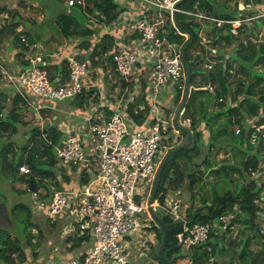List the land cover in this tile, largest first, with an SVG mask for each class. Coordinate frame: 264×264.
<instances>
[{
	"label": "built area",
	"instance_id": "1",
	"mask_svg": "<svg viewBox=\"0 0 264 264\" xmlns=\"http://www.w3.org/2000/svg\"><path fill=\"white\" fill-rule=\"evenodd\" d=\"M61 1L69 12L73 8L85 11L92 0ZM117 1L119 7H124V12L110 25H102L95 17L87 15L92 26L99 25L97 37L113 36L112 30L118 31V28L123 31L120 36H114L115 49L110 52L111 56L101 54L86 59L87 52L79 47L70 53L58 51L48 55L50 58L68 59L69 78L65 82L49 80L47 72L42 69L45 63L41 54H36L35 59L29 58L30 66L22 70H11L0 59V80L37 112L39 109L35 102L74 101L83 97L86 91L92 92L82 110L85 115L81 113L83 121L66 123L58 128L62 137L60 143L54 145L55 157L61 165L75 168L79 174L83 171L90 181L82 185L79 192L54 189L48 203L39 195L32 197V201L36 200L32 210L45 214L50 222L67 215L69 223L63 230L64 237L89 238L92 245L69 261L50 260L48 264H128V239L151 222L147 198L152 188L151 181L163 155L179 144L181 133L174 127L173 118L164 109L158 95L166 86L174 90L185 89L181 47L167 40L166 24L170 23L174 33L184 37V41L189 37L175 21L178 14L188 21L213 23L217 28L230 25L233 35H237V30L243 25L251 27L253 22L264 28V10L251 2L239 9L246 14L223 20L200 11L181 9L178 4L183 0ZM133 35H136L134 39ZM206 51L212 58L217 54L213 49ZM209 60L205 64L208 71L212 70L214 62ZM205 90L214 91L211 85ZM217 101L232 105L231 99L227 101L220 97ZM263 117L264 112L256 117L246 116L241 126L233 119V129L236 135L243 129L248 131L249 144L258 149L261 156L250 179L262 187L255 204L259 207L257 217L264 224ZM180 124L189 127L190 120L182 118ZM40 139L50 144L42 125ZM19 172L29 175L30 169L22 165ZM162 195L163 192L159 197ZM155 205L171 219L173 225L183 224L182 246L187 249L206 243L212 230H225L235 219L231 213L217 221L191 227L182 217L178 191H168L163 201ZM142 215L146 218L141 219ZM227 222L230 223L227 225ZM206 250L211 257V248ZM210 260L213 261V257Z\"/></svg>",
	"mask_w": 264,
	"mask_h": 264
},
{
	"label": "trees",
	"instance_id": "2",
	"mask_svg": "<svg viewBox=\"0 0 264 264\" xmlns=\"http://www.w3.org/2000/svg\"><path fill=\"white\" fill-rule=\"evenodd\" d=\"M34 1L38 3L37 5L43 3L42 0ZM45 1L48 2L49 8L54 2H56L55 0ZM58 1L60 2V0ZM90 2L91 3H89L85 11H82L80 8H73L69 12H66V9L62 8L61 13L57 14L55 17L56 22L61 33L68 41L75 42V47L83 48L87 52L84 56L86 59L101 54L102 56H106V54L111 56L110 52H113L115 49L113 45V41L115 40L114 36L105 34L102 37H97L96 32L99 29V25H97V27L92 26L87 15L95 17L102 25H110L117 20V18L124 12V9L119 7L117 0H92ZM242 2H252L257 6L260 4V0H242ZM238 4L239 0H235V9ZM180 8L184 10L200 11L207 16L217 19L231 20L236 18V12L227 9V0H224L223 2H215L214 0H186L180 5ZM260 8H263L264 10V7L261 5ZM2 14H6V18H11L12 22L2 26L0 29V38H2L5 33L14 34L15 30L19 27H22V29L25 27V24L20 20V17L17 16L18 14L16 12L7 8H0V15ZM177 22L178 27L182 32L191 33L194 36L193 43L185 51V58L191 73L190 85L192 89L182 116L183 119L190 120L188 129L193 137V146L190 149L183 150L176 154L173 161L166 165L161 175L155 203L159 201L162 202L168 191H178L184 183L185 178L189 179L188 189L190 190L201 181V177L197 176V173L201 172V165L195 163L194 160L200 157L205 148L207 149V152L211 153H220L221 151L231 152V156L234 159L232 160L233 163L227 162V164L222 165L220 169L215 170L213 164L208 160H203L202 164L205 166V170L217 173L218 176L223 178L224 182L227 181L226 177H228L230 173L235 172L241 176L244 182L235 185L233 191L227 189L222 194L217 192L216 188L213 189V197L209 204L206 201H203L201 207L196 209L189 207L184 217L188 220V225L192 227L210 221H217L220 217L233 213L235 219L232 220L230 225L237 223L242 226L239 241L240 246L236 252L238 260V263L236 264H264V231H262L261 227L255 222L259 210V207L255 204V200L259 197L262 187H258L257 184L250 179V174L252 171L256 170L261 156L259 150H255L249 144L248 131L243 129L239 135H236L233 129V119H236L235 122L241 126L244 117L247 115L249 117H256L260 115V112H263L264 86L262 85L264 84V75L257 74L252 68L264 57V47L262 44L253 43L250 39L253 28L245 25L242 26L244 28H241L244 30L241 34L244 35H240L242 38H245L244 42L240 37L231 33L230 25H224L221 28H217L215 24L207 21H188L185 16L180 14L177 15ZM204 24L211 25L214 30L215 34L213 38L215 39L212 43L213 46H215L220 40H223L226 43H237V48L235 49L236 54L233 57V61L238 63L239 71L246 69L247 75L250 79H255L254 83L246 82L245 80L238 81L234 94L231 97L233 102L232 105L219 103V105L216 106L218 103H216V101L220 97L227 96L229 93L227 76L229 70L232 68V64H227L226 70L223 71L222 64L218 61L223 57V51L216 54L217 59H215L216 64L214 70H207V73L204 76V82L207 83V85L217 84V88H215L213 92H209L208 90L203 89L205 88L204 85L196 83V77L199 75L194 71L197 70V66L201 60L194 62L196 55L192 56L190 51L194 45L200 43V33L203 31ZM256 26L258 27L259 24H256ZM165 28L167 30V34L165 35L167 40L176 44L177 47L182 48L189 41V39L184 41V37L175 34L170 23H167ZM27 36L23 43H27L28 45L34 43L37 44L29 34ZM15 38L22 42L21 36L16 35V33ZM74 48L71 46V50ZM24 49H27V47ZM204 51L205 49L202 46L199 53L200 56ZM43 63H45V66L41 68L47 72L51 82H57L58 77H60L62 82H65L69 78L68 59L60 58L56 62L45 59ZM26 66H30L29 60L26 61L25 67ZM91 88L92 87H90V89ZM91 94L92 92L90 90L86 91L83 97H78L76 100L68 102L71 107L82 109L86 106V101ZM183 95L184 91L175 89L173 104L179 106ZM13 100L14 105H18L20 103V96L16 95ZM50 104L53 105L58 103L51 102ZM3 110H6L5 107L0 105V171L5 173L4 170L6 169L8 174L4 175V173H1V175L4 176V178L6 176L16 178L14 180L15 182L21 181L26 184L27 188L25 193L24 191L22 193L29 197V201H32V197L35 194L39 195L42 199L47 200L51 197L53 189L49 188L46 184V180H53L55 178L53 177L54 174L51 170L39 169L38 164L41 163L36 161L35 155L30 154L26 165L30 169V174L19 175L20 172L18 170L19 167L22 166V163L21 161H17L15 165H12L13 163L9 162L8 157L15 150L13 149V146H10L9 144L5 145L3 141L4 135L17 133L19 116L17 115L15 108L11 109V114L1 116ZM261 121L264 122V117ZM44 130L48 133L50 144L48 145L47 143L42 142V156L48 155V157L46 156L47 159L45 164L51 168L56 163L57 159L54 155L50 156L49 152L53 149L52 147L54 145L60 143L62 135L53 127L48 129L44 128ZM32 134L35 138L40 132L34 128ZM181 135L185 137V134L182 132ZM206 136L207 139L205 138ZM179 160H183L182 164L178 162ZM248 177L249 180L247 181ZM30 181H33L34 183L32 191H30ZM89 181L90 178L82 171L79 175V185H86ZM55 186L57 187L56 190L61 189L60 184L58 185L57 182ZM41 189L46 190L45 195L40 194ZM49 189L50 192L48 191ZM11 191L13 192V189H11ZM17 191L19 190L15 189V192ZM161 192H163V195L159 197ZM34 213L35 212L32 210L31 206L27 203L25 204L21 201L11 203L4 197L3 200L0 201V264H15L13 257L14 253L17 254L16 257L20 264L26 262L27 257L24 247L21 245L20 240H18L20 233L13 232L18 236L15 240H12L10 233L7 234L6 232L8 228L13 229L14 223L16 222L22 223L26 230L30 227V224L32 227ZM161 217L165 223L172 224V221L168 216L163 215ZM153 225L158 234L159 246L162 239V233L155 224ZM230 225L224 231L229 232L231 228ZM216 230L217 229L211 231L209 240L206 243L190 248L189 255L181 254V248L183 246L176 248L178 245V238L169 236L168 243L164 250V256L169 260L170 264H174L177 259H183L185 256L189 258L191 264H217L215 263L217 260L216 256L221 258V264H235L233 263L232 258L229 260L225 258L228 247H224L225 238H223L224 236L222 234L224 231L216 234ZM30 234L31 235H28L27 237L28 239L26 238V247L28 248L33 245L32 243L34 239L31 232ZM214 234L218 235V237L212 241L211 237ZM4 235L5 237L3 238L2 236ZM234 243L235 239H232L229 248H231ZM208 247L211 248V257L206 250ZM154 257L159 264H163L159 260L157 254H155ZM212 257L213 261L210 260Z\"/></svg>",
	"mask_w": 264,
	"mask_h": 264
},
{
	"label": "rangeland",
	"instance_id": "3",
	"mask_svg": "<svg viewBox=\"0 0 264 264\" xmlns=\"http://www.w3.org/2000/svg\"><path fill=\"white\" fill-rule=\"evenodd\" d=\"M42 1H43V3H41L40 5H37L38 3H36V1H34V0H27V1L25 0L22 3L18 2V1L17 2H11L9 4V7L14 9L12 11L16 12L18 14L17 16L20 17V20L25 24V27L22 30L20 28L15 30L16 35L21 36V38H25L29 34L30 37L34 40V42H37V44L34 43L31 45H28L27 43H23V42L19 41V44L22 48L21 53L23 55H26V59H28L29 57L32 59H35L36 54L39 55L42 50H45L47 52L45 58H47L53 62H56L57 56L54 58H50L48 55H54L58 51H61V53H70L71 52L70 51L71 46H73V48H74L75 47L74 44H76V43L68 41L63 36V34L61 33L60 28L56 22L55 17L57 14L61 13L62 8H63L62 1L60 0V2H59L58 0H55L56 2H54V4L50 7L51 9L48 7L47 1H45V0H42ZM214 1L215 2H223L224 0H214ZM234 2H235V0H227V9L229 11H235L237 13L238 9H239L238 8L239 5L242 4L243 2H242V0H239V4H238L236 9L234 8ZM249 3L250 2L245 3V4H249ZM253 5L257 6L256 4H253ZM260 5L262 7H264V0H260V4L258 6L260 7ZM237 17H238V15H237ZM11 20H12L11 18H4V15L1 16L0 22L3 23L1 25V27L5 24L11 23L12 22ZM254 24L256 25V24H258V22H253L251 25L252 28L254 27ZM15 33L14 34L5 33L3 36H4V38L11 40L12 37H15ZM214 34L215 33H214L212 26L209 24H204L203 25V31L200 33V36H201L200 43L194 45V47L190 51L192 56L196 55V59L194 60V62H198L199 60H201L197 66V70L194 71L195 73H197L199 75L198 77H196V83L197 84L199 83L200 85H204L205 87L208 86L207 83L204 82V76L207 73V69L205 68V64H207L209 62V59L207 58L208 53H207L206 49L214 47L212 45V43L215 39V38H213ZM19 39H20V37H19ZM263 43H264V37H263ZM203 45H205L207 48H205ZM262 45L264 47V44H262ZM202 46L204 47L205 51L203 53H201V56H200L199 53H200ZM25 47H27L28 50L24 49ZM227 47L229 48L230 52L233 55H235L236 43H232L229 45L227 44ZM44 53L45 52L41 53V55H43ZM263 55H264V52H263ZM230 62L232 63V66H231L232 68L229 70V74L227 76L228 77L227 85L229 86V93L227 94V97H228L227 99H226V96L224 97V100L226 99L227 101H228V99H231V97L233 96L239 80H245L246 82H252V83H254V80H255V79H250V77L247 75L246 69L239 71L238 63H234L231 60H230ZM214 66H213L212 70H210V71L214 70ZM222 68H223V71H225V67H222ZM252 69L254 71H256L257 74H261V75L263 74L264 75V57ZM1 82L6 86V84L3 82V80ZM211 86L213 87L214 90H215V88H217V84H211ZM262 86H264V84ZM256 87H258V86H256ZM7 88H9L11 90L10 87H7ZM12 96L14 97V96H16V94L13 93ZM217 102L218 101H216V103ZM222 103L225 104V101ZM43 105H45V107H47L48 103L43 104ZM218 105H219V103L216 104V106H218ZM10 106L11 105H9V106L4 105V107L6 109V111L4 113L6 115L10 114V112H11ZM52 106H54V110H51V112H47V108H45L43 110H39V112H38V114L40 113V117L42 118V121H41L42 124L41 125H43L44 128H47V129L50 127L54 128L55 126H56L55 128H57L58 125H60V123H62L63 121H65V123H67V124L71 123L73 116L71 115V112H70L71 108H70L69 102H62V103H58V104H53ZM21 107H23V106L21 105ZM177 108H178V106L174 105L172 102L170 111L172 113L174 112L173 116H174ZM263 112H264V109H263ZM36 113H37L36 111H30L28 109L23 111L21 118H19L23 121H22V123L18 124L17 133L4 135V138L5 137L10 138L11 137L13 139L12 143L16 147L14 149V150H16L14 152V154H11L8 158H9V162L13 163L12 165H15L16 162L20 160V158L25 156L28 151H31L30 153L35 155L36 161L41 163V164H38V168L50 170L49 166H47L45 164L48 155L45 154L47 157L42 156V141L40 139V134L35 137L36 139L33 137V134H32L34 128H35V130H38L40 132V130H39L40 126L39 127L36 126L39 124V120L37 118ZM180 120H182V117H180ZM186 127H188V126H186ZM24 134H26L25 136H27V137H25ZM205 138L207 139V136ZM34 140L36 141V144H35ZM184 140H185V137L183 135H181V133H180L179 143L184 142ZM34 144L36 147L34 149H32ZM52 148L53 149L50 150L49 155L50 156H52V155L56 156V151H55L54 146ZM164 155H163V158L165 157ZM203 160L210 161L213 164V168L216 170V169H220L222 167V165L227 164V162L233 163L232 160H234V159L232 158L231 152H229V151H227V152L221 151L220 153H213V152L211 153V152H207L206 148L202 151L200 157L198 159L194 160L195 163L201 165L200 166L201 172L197 173V176L201 177V181L196 186H194L192 188V190H190V189H188L189 179L185 178L184 183L181 185V188L178 190V191H180L179 197L182 201V209H183L182 215H186V211L189 207H193L195 209L198 207H201L203 201H206L209 204L211 201V198L213 197V189L216 188L217 192L222 194L227 189H230L233 191L235 189V185L242 184L244 182L242 180L241 176L237 172H235V173H230L228 175V177H226L227 181H225L226 182L225 183L223 178L218 176L217 173L210 172V170L209 171L205 170V166L202 164ZM182 161L183 160H179L178 162L182 164ZM4 171H5V173L0 171V193H2V194H0V201H2L3 197H4L8 202L15 203V202L21 201L25 204L27 203L32 208L34 206L36 200H33L34 201V204H33V201H29L28 200L29 197L24 194L25 190L27 188V185L22 183L21 181L15 182L14 180L16 178H10L7 176L4 178V176H2L1 173H4V175L8 174V171L6 169ZM19 175H21V174L19 173ZM54 180L55 179H53V180L47 179L46 180V184L49 186V188H52L53 190L57 188L55 186L56 182ZM248 180H249V177H248L247 181ZM59 182L62 184L61 181H59ZM151 182L153 184V181H151ZM60 183H57V184L59 185ZM11 189H13V192L11 191ZM15 189H17L19 191L15 192ZM62 190H64V189H62ZM151 190H152V188L148 192L147 198H150ZM23 191H24V193H22ZM48 191L50 192V189ZM170 192H174V191H170ZM40 194L45 195L46 190L41 189ZM44 201L46 203H48L47 201H49V198L47 200H44ZM154 205H155V203H154ZM155 209H156V213L158 215H160V216L164 215L162 210L159 209L157 206ZM184 218H186V217H184ZM45 221H46L45 220V214L34 213L33 218H32V223H33L32 225L33 226L31 227V224H30V227L27 228V230H26V228H24V226L20 222L14 223L13 229L12 228L7 229L6 233L7 234L10 233L12 240H15V238L18 236V235H15L13 232L20 233V237L18 236V240H20V243L24 247L25 253L27 254V256H26L27 260L24 264H32V263L38 264L39 261H41V259H43L45 254L48 253V248L44 245L45 242L43 240H44V238L55 237V234H57V230L55 229V227L52 226V224L47 225V223ZM255 222L261 227L262 231H264V227H263L264 224L258 217L256 218ZM229 223L230 222H227L226 224L228 225ZM153 224H155V223L152 221V225ZM230 227L231 228H230L229 232L224 231V229L222 230V229L217 228L218 231L216 230V234H219V232L224 231V232H222V234L224 236L223 238H225L224 247H228V249L226 248L227 249V255L225 258L227 260L232 258L233 263L236 264V263H238L236 252L238 251L239 246H240L239 241H240V233L242 230V226L240 224L236 223L234 225H230ZM30 232L32 233L34 239H33V243H32L33 245L30 248H28V247H26L27 246L26 242L28 239L27 238L28 235H31ZM2 237L4 238L5 235ZM216 237H218V235L214 234L211 237V240L214 241ZM232 239H235V243H234V245H232L231 248H229L230 242ZM54 244L56 245V243H53V244L51 243L49 245V247H52V245H54ZM219 244L222 245L221 243H219ZM50 250H51L50 254L48 256L44 257L43 262L41 264H48L51 261H54V262L59 261L55 258L53 259V257H55L57 255L56 246L52 249L49 248V251ZM57 252L60 253V250H57ZM189 252H190V249H187L186 247L181 248V254L189 255ZM51 253H53V254H51ZM16 255H17L16 253L13 254L15 264H20ZM147 256L148 255L146 253L144 258H146ZM144 258L143 257L139 258L140 263L143 264L145 262ZM184 258H187V256H185ZM216 259L217 260L215 263L221 264V262H222L221 258L216 256ZM177 260L175 261V263L177 262Z\"/></svg>",
	"mask_w": 264,
	"mask_h": 264
},
{
	"label": "crops",
	"instance_id": "4",
	"mask_svg": "<svg viewBox=\"0 0 264 264\" xmlns=\"http://www.w3.org/2000/svg\"><path fill=\"white\" fill-rule=\"evenodd\" d=\"M17 1L22 3L25 0H0V8H7V9L12 11L14 9L9 7V4L11 2H17ZM244 5L246 6L245 3H242L239 5L238 8L240 9ZM256 7L263 10L259 6H256ZM122 8H124V7L122 6ZM239 9L235 15L236 18H237V15L239 16V15L246 14V11H239ZM3 15H4V18L7 17L6 14H2V15H0V20H1V16H3ZM2 24L3 23L0 22V29L2 28L1 27ZM19 28L22 29V27H19ZM241 28H244V27H241ZM241 28L237 30L238 34L235 36L240 37V39H242L245 42V38L244 37L242 38L240 36V35H244V34H241V32H244V30H242ZM250 28H252V27H250ZM121 33H123V31L120 28H118V31L116 29L112 30L111 34L113 36H120ZM133 36H134L133 37V39H134L136 37V35H133ZM263 37H264V28L262 27V25L259 24V26L257 27L254 24L250 39L253 41L254 44H258V43L264 44L263 43ZM128 38H131V37H128ZM11 40L4 38V36L2 38H0V59L9 69H11V70H13V69L22 70L23 68L27 67V66L25 67V63H26V61H28V59L30 57L28 59H26V55H23L21 53L22 48L19 44V41L15 37H12ZM227 44L229 45L232 43H226L223 40H220V41H218V43L214 47L208 48V49L215 50L216 53H218V52L221 53L222 51L224 52L223 57L220 58L218 61L222 64V67H225V70H226V66H227L226 64L231 63L230 60L232 62H234L233 57L235 56L230 52L229 48L227 47ZM236 48H237V43H236ZM43 52H45L42 55L43 61H44L47 52L45 50H42L41 53H43ZM207 58L211 59V60L213 59V61H214L213 66L216 64L215 59H217V56H214L213 58L212 57H207ZM59 59L60 58H56V61H58ZM209 62H210V60H209ZM234 63H236V62H234ZM58 80L61 81L60 77H58ZM13 93L14 92L12 90H10L9 88H7L0 80V105H3V106L4 105H7V106L11 105L10 109L15 108L16 113L19 116L18 117V120H19L18 124H20V123H22L23 120H21L19 118H21L23 111H25L26 109H28L30 111H36V109L34 107L27 106L22 97H20V103L18 105H14L13 99L15 98V96L14 97L12 96ZM173 95H174V88H172L170 86L163 87L160 90L159 95H158L159 101H161L164 109L167 111L168 115L172 118H174V116H175V114L173 116L174 112L172 113L170 111L171 103L173 102L172 101ZM224 97L225 96H223V98ZM227 98L228 97L226 96V99ZM30 101H33V100L30 98ZM43 104H46V103H40L39 101L35 102V106L39 110H43L45 108H47V112H51V110H54V106H52V104L48 103L47 107H45V105H43ZM232 104H233V102H232ZM21 105L24 108L21 107ZM70 108H71V111H70L71 115L73 116L71 122H76L77 120L83 121L81 119V113H82V115H85V112L82 111L83 108L77 109V108L71 107V106H70ZM5 111L6 110H3L1 116L6 115L4 113ZM10 114H11V112H10ZM36 115H37V118L39 120V124L36 126H38V127L40 126L39 130H41L42 118L40 117V113L38 114V112H37ZM78 115H79V117H78ZM181 116H183V115H181ZM65 124H66L65 121H63L62 123H60V125H58L57 128H55L56 126L54 128L59 132L58 128L60 129ZM25 135L26 134H24V136ZM25 137H27V136H25ZM3 141H4L5 145L9 144L10 146H13V149L16 148L15 145L12 143L13 139L11 137L10 138L5 137ZM35 144L33 145L32 149H34V147H36ZM14 152L11 154H14ZM30 152L31 151H28L25 156L20 158L19 161H21V163H22L21 165H27L29 156L31 154ZM50 170L54 174L53 175V177H55L54 181L57 183H60L59 181L62 182V184L60 183L61 190L64 189V190H70V191H75V192H79L82 190L80 188L81 186L79 185V182H78L80 174H79V171L77 169L65 167V166L61 165V163L58 160H56V163L50 168ZM178 192L180 193V191H178ZM155 208H156V205H155ZM36 214H39V213H36ZM182 217H184V215H182ZM145 218H146V216L142 215L141 219H145ZM45 220H46L45 222L47 223V225L52 224V226L55 227V229L57 230V234H55V237L44 238V240H43L45 242L44 245L48 248V253L45 254L44 257H46L50 254L51 250L49 251V248L52 249L56 246L57 255L55 257H53V259L55 258L57 260L69 261V260L81 255L82 253H84L88 249V247H90L92 245L91 239H89V238L80 239L77 236H69V237L63 236V234H62L63 230H64V228H66L68 226V223H69V219L66 215H63L60 218H57L56 221H54L55 223L50 222V220H48L47 216H45ZM146 224L148 225L147 228H145L144 230H142L140 232L135 233L131 238L128 239V242H129L128 264H142V263H140L139 258L140 257L144 258L146 253L148 256L146 258H144L145 262L143 264H159L158 261L155 260V257H154V255L157 254V250L159 247L158 246V234H157L156 230L154 229V225H152V221L148 222ZM51 243L52 244L56 243V245L54 244V245H52V247H49V245ZM57 250H60V253L57 252ZM51 254H53V253H51ZM26 256H27V254H26ZM44 257H43V259H44ZM43 259H41V261H39L38 264H41L43 262ZM184 263L185 264H191L188 257L184 258V259H179L174 264H184Z\"/></svg>",
	"mask_w": 264,
	"mask_h": 264
},
{
	"label": "water",
	"instance_id": "5",
	"mask_svg": "<svg viewBox=\"0 0 264 264\" xmlns=\"http://www.w3.org/2000/svg\"><path fill=\"white\" fill-rule=\"evenodd\" d=\"M185 1L186 0L181 1L178 5H181ZM175 21L178 24L176 17H175ZM186 34L189 37V41L181 48V51H180L181 61L184 66V73H185V91H184L182 101L179 104L176 110L175 116L173 118L174 127L178 131L185 134V140L184 142L179 143L177 146L170 149L165 155V157L163 158V160L161 161V163L159 164L157 171L155 173L154 179H153L151 195L148 201L149 216L162 233V239H161L160 245L157 250V256L163 264H170L169 260L164 256V250L168 243L169 236L179 238L178 245L176 246V248L181 247L182 246V235L184 233V226L183 224L173 225V224L165 223L163 218L156 213L154 203L156 200V195H157V191L159 188L161 175L166 165L173 161L176 154H178L179 152L183 150L190 149L193 146V137H192V134L189 132L188 127L180 124V116L182 115L184 111V107L189 99L190 92L192 89L190 85L191 73H190L188 63L185 58V51L193 43L194 36L191 33H186ZM33 187H34V183L33 181H30V191L33 190Z\"/></svg>",
	"mask_w": 264,
	"mask_h": 264
},
{
	"label": "clouds",
	"instance_id": "6",
	"mask_svg": "<svg viewBox=\"0 0 264 264\" xmlns=\"http://www.w3.org/2000/svg\"><path fill=\"white\" fill-rule=\"evenodd\" d=\"M184 91H185V89H184ZM184 112V111H183ZM182 115H183V113H182Z\"/></svg>",
	"mask_w": 264,
	"mask_h": 264
}]
</instances>
